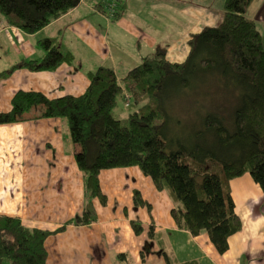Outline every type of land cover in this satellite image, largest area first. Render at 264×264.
<instances>
[{"label":"trees","instance_id":"1","mask_svg":"<svg viewBox=\"0 0 264 264\" xmlns=\"http://www.w3.org/2000/svg\"><path fill=\"white\" fill-rule=\"evenodd\" d=\"M252 1L226 0L218 25L191 33L185 60L168 59L164 49L143 57L126 76V89L133 98L127 124L114 113L125 87L108 66L89 73L91 83L80 95L49 98L39 91L19 90L11 109L0 113V123L21 120L25 111L39 104L44 107L43 117L67 118L71 138L79 147L75 159L84 173L87 194L106 203L103 172L138 167L157 190L168 191L181 204L193 235L206 232L217 251L225 253L229 237L242 228L231 180L250 173L264 190V39L255 19L247 16ZM102 2H97L101 10ZM80 3L0 0V14L8 25L32 34ZM123 11L124 6L117 5L115 15ZM38 43L45 51L42 57L22 61L0 72V78L16 67L55 70L73 62L72 52L55 38L44 37ZM171 86L184 88L192 96V101H184L183 110L191 126L186 141L169 133L171 117L165 102ZM206 97H210L208 102H204ZM134 194L135 204L149 209L141 192L135 190ZM95 219L94 211L87 209L56 230H49L29 227L17 216L0 214V264H47V237L70 223L86 224ZM131 223L137 234L143 232L137 220ZM153 229L151 226L148 231L150 237ZM151 244L147 242L144 248L150 251ZM158 252L169 260L164 251Z\"/></svg>","mask_w":264,"mask_h":264},{"label":"crops","instance_id":"2","mask_svg":"<svg viewBox=\"0 0 264 264\" xmlns=\"http://www.w3.org/2000/svg\"><path fill=\"white\" fill-rule=\"evenodd\" d=\"M97 2L84 0L87 11L79 4L44 27L47 32L43 36L55 38L59 45L70 50L73 62H65L55 70L16 67L5 74L0 78V113L11 109L12 98L19 90L39 91L49 98L83 93L90 84L89 73L95 70L90 69L86 75L81 71L84 56L86 60L94 59L89 63L90 68L108 66L117 74L116 67L123 62L114 59L112 64L116 67L109 65V47L120 42L127 31L134 38L133 47L147 51L144 56L139 54L137 62L168 42L169 37L158 38L153 27H147L150 26L147 15L153 11L145 10L148 4L138 2L140 8L133 6L127 10L123 1L118 2L124 11L112 15L108 8L111 1L103 0V10L97 7ZM194 32L197 30H187L181 38L188 41ZM1 33L13 43L17 55L2 60L5 57L0 51V72L44 55L35 56L38 48L28 36L32 34L8 25L4 18H0ZM121 57L128 61L124 54ZM40 114L42 110L18 122L0 123V147L5 155L0 157V181H13L5 194L0 192L4 196L0 214L17 216L29 227L49 230H56L87 209L94 211L96 217L86 224L70 223L63 231L47 237V264H190L191 260L201 264H264V190L250 173L231 180L242 228L229 237V248L221 254L206 232L191 233L183 217V207L168 191L157 190L151 178L138 167L103 172L106 203L87 194L84 173L79 166V172L76 168L75 153L79 147L71 138L67 119L41 118ZM76 176L84 184L80 194L75 193L80 188ZM135 190L141 192L149 209L135 204ZM132 220L144 227L141 234L135 232ZM151 226L152 237L148 234ZM147 242H152L150 251L144 248Z\"/></svg>","mask_w":264,"mask_h":264},{"label":"rangeland","instance_id":"3","mask_svg":"<svg viewBox=\"0 0 264 264\" xmlns=\"http://www.w3.org/2000/svg\"><path fill=\"white\" fill-rule=\"evenodd\" d=\"M111 1L110 3H114L115 10L117 8L118 2L122 4V1L124 3L125 9L130 10L133 6L136 8H140L138 2H142L143 4H148V6L145 7V10H149V8L153 9L152 13L147 15V18L149 19L147 27H153V31L156 33L157 37H169L168 42L165 44L162 48H154L151 51L153 54L157 53L159 50L164 49L168 54L167 58L172 61H183L186 59L188 53H189V42L187 39H182L181 37L185 33V31L194 29L197 30L202 28L205 25H218L223 17L224 7H225V1L226 0H107ZM84 0H81V6L83 5L82 10L87 11L88 7L84 6ZM110 8V7H109ZM114 8L112 10L109 9V12L112 15H115L113 12ZM113 12V13H112ZM247 16L250 18L255 19L257 22V25L259 28L264 31V0H253L251 4L249 5L247 9ZM0 18L2 19V15L0 14ZM118 22V21H117ZM115 23V22H114ZM143 26H146V23L143 24ZM167 27L170 28V30H167ZM46 29L42 28L41 30L37 31V33H32V35H28L30 39L33 40L36 47L38 48V53L35 56H40L44 54L43 49L40 48L41 46L38 43V39L41 37H44L43 35L46 34ZM263 35V34H262ZM5 35V33L0 34V51L1 55L4 56L2 60L14 59L16 57L15 49L13 47V43L8 40V37ZM115 40V38L113 37ZM264 39V35H263ZM16 42H20L17 39ZM134 38L131 36V34L127 31V35L118 41L117 43H111V47H109V55H110V64H112V60L122 61L123 65L116 67L117 68V75L119 78L120 83L125 87L124 93H122L121 96H118V105L116 106L114 113L116 116H118L123 124H127V117L132 109V107H128V105L131 104L132 94L128 92L126 89L127 84L129 83V80L126 78L127 73L130 69L137 66L141 61L137 62V57L140 55L144 56L147 51H144L145 49H136L133 47ZM40 46V47H39ZM121 54H124L128 61L124 62ZM84 60L82 61V72L86 75V72H88L90 69H98V66H95L93 68L89 67V63H92L94 59L88 58L86 60V57H83ZM1 65V60H0ZM2 67V66H1ZM93 70V71H95ZM83 73H80L83 75ZM91 83V82H90ZM89 87V85H88ZM86 87L85 91L88 89ZM174 86L170 87L169 93L166 95V109L170 114V122H169V133L174 136V139L179 140H187L188 137L191 135L190 132V125H189V117L186 119L187 114L184 113V105L185 102L192 101L191 93L186 91L184 88H173ZM81 93V94H83ZM185 93L187 95H185ZM210 100V97H206L204 99V102H208ZM130 103H127V102ZM132 105V104H131ZM189 104H186V107H189ZM185 107V108H186ZM44 107L43 105H34L29 110L25 111L22 115V119H25V116L31 115L34 113H40V111H43ZM41 115V114H40ZM41 118H60V117H43ZM67 119V118H66ZM18 120V121H21ZM176 120L180 121H186L184 124H178ZM14 121V122H18ZM11 122V123H14ZM67 126H69V122L67 119ZM70 131V130H69ZM193 135V134H192ZM11 145V144H10ZM0 157H5L3 153V148L0 147ZM1 168V166H0ZM77 172H79L78 164L76 165ZM81 170V169H80ZM1 176V175H0ZM74 179L77 180L79 184V190L75 192L76 194H80V191H82V188L84 184L82 183L79 176H76ZM18 183L20 180H17ZM13 181H0V192L2 194H5V191L7 188H10V185ZM86 193H88L86 191ZM4 196L0 195V202H4ZM180 204V203H179ZM181 205V204H180ZM184 249V248H183ZM185 253H187V250H185Z\"/></svg>","mask_w":264,"mask_h":264},{"label":"built area","instance_id":"4","mask_svg":"<svg viewBox=\"0 0 264 264\" xmlns=\"http://www.w3.org/2000/svg\"><path fill=\"white\" fill-rule=\"evenodd\" d=\"M109 7H110V8H109ZM108 8H109L110 10H112V8H114V11H113V12H114V13L116 12L114 3L109 4V5H108ZM113 12H112V13H113ZM127 103H129V101H128Z\"/></svg>","mask_w":264,"mask_h":264}]
</instances>
